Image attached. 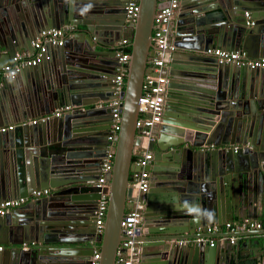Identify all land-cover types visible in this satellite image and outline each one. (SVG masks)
<instances>
[{"label": "water", "instance_id": "95a60500", "mask_svg": "<svg viewBox=\"0 0 264 264\" xmlns=\"http://www.w3.org/2000/svg\"><path fill=\"white\" fill-rule=\"evenodd\" d=\"M161 1L138 0L130 23L129 0H0V69L33 55L42 31L67 35L61 46H46L37 65L0 80V129L14 126L0 131V204L50 191L0 215V264H116L121 223L135 203L130 176L141 171L133 163L143 147L136 123ZM179 8L167 34L162 119L145 148L153 158L132 237L135 264H264V230L238 234L234 244L228 234L210 245L221 234L206 233L232 220L264 221V68L206 54L220 48L264 58V0H180ZM123 38L131 53L113 135ZM109 146L112 169L103 174Z\"/></svg>", "mask_w": 264, "mask_h": 264}, {"label": "built area", "instance_id": "2783aa9c", "mask_svg": "<svg viewBox=\"0 0 264 264\" xmlns=\"http://www.w3.org/2000/svg\"><path fill=\"white\" fill-rule=\"evenodd\" d=\"M179 8V0H162L156 10L154 16V29L152 32V42L155 47V56L150 59V73L145 76L142 86V94L139 99V119L136 123V130L138 135L143 139V147L139 148L136 153L135 164L141 168V171L134 172L130 176V185L136 191L134 207L128 210L121 223L122 233L125 240L121 242V247L124 249L117 253L116 264H135L134 246L132 241L137 224L142 217V209L144 202V194L149 188V173L145 171L148 163L152 160L153 155L147 151L148 142L152 138V128L161 122L163 105L166 92V78L163 76V63L166 51L173 49L169 45L167 34L170 30V24ZM127 19L130 23H134L138 14V0H129L126 7ZM249 17V14H245ZM66 38L65 29H49L42 31L37 37L36 41L32 44L35 52L30 56H16L13 60V64L0 69V80L2 78L14 77L23 67H32L37 65L43 55L46 52V46H61ZM128 40H122L119 44V51L117 54L120 67L114 79V95L116 100L111 102L113 106L112 117L113 123L111 125V131L115 135L119 130L120 121V104L119 94L122 92L125 84L126 70L130 60V52H126ZM206 54L210 57H214L221 64H233L239 67H249L252 69L264 68V58H249L243 51H228L220 48L209 49ZM68 110L69 108H65ZM62 114V110H57L54 114L59 117ZM49 119V116H45L38 120H32L29 123L35 124L36 122H45ZM14 126H8L0 129L1 132L10 131ZM109 140H113L110 136ZM236 147H234L235 149ZM114 157V147L109 146L106 152V156L102 163V173H107L112 169ZM104 178L99 180V185L104 184ZM50 194L49 190H37L33 191L28 198H19L6 200L0 204V215H5L11 210L21 207L26 201L39 199L46 197ZM107 208V197L102 196L99 202L98 210L96 213V229L97 233H102L104 226L105 214ZM263 223L255 220H235L227 222L224 225L214 224L207 226V234L224 233L231 235L230 243L234 244L238 238L233 237L237 233L241 232H253L263 229ZM197 243H203L204 239L199 238L195 240ZM214 240H209L210 245ZM184 243V242H181ZM2 247H0V251ZM99 259L98 252H95L94 261Z\"/></svg>", "mask_w": 264, "mask_h": 264}, {"label": "crops", "instance_id": "0c3cea01", "mask_svg": "<svg viewBox=\"0 0 264 264\" xmlns=\"http://www.w3.org/2000/svg\"><path fill=\"white\" fill-rule=\"evenodd\" d=\"M179 5H180V0H179ZM180 8H178L177 9V11H176V16H177V14H178V10H179ZM171 24H172V22H171ZM171 26V25H170ZM67 36V35H66ZM128 40L127 38H123L122 40ZM130 45H131V41L130 40H128V43H127V47H126V49H129L130 48V50H131V47H130ZM130 53H131V51H130ZM164 62H165V57H164ZM164 64V63H163ZM150 65V64H149ZM166 70L163 68V70H162V72H163V74H164V72H165ZM15 77V76H14ZM14 77H12V78H14ZM16 80H18V79H16ZM20 80V79H19ZM21 81H24V79H23V77H21ZM159 125H157V127H158ZM135 161H136V159L135 160H133V163H135ZM135 196H136V191H132V194H131V198L133 199V200H135ZM132 199H128V202L129 201H132ZM28 201H26L25 203H27ZM24 203V204H25ZM23 204V205H24ZM233 221H235V220H233ZM258 221V220H257ZM259 222H262L263 223V225H264V221H261V220H259ZM263 230H264V226H263ZM259 231H261V230H259ZM224 233H218V234H221V235H219L217 238L216 237H211V239H213L214 241H223L224 240V237H226V236H228V234L225 232V231H223ZM254 233L255 232H258V231H253ZM196 233H199V234H201L202 233V229H197L196 230ZM244 233H247V232H241V233H239V234H244ZM237 235H238V233H237ZM237 235H233V237H235V236H237ZM199 236H202V235H199ZM209 236H211V235H209ZM212 236H216V234H212ZM193 237H195V236H193ZM236 238H238L239 239V237H236ZM211 239H208V240H211ZM205 241V240H204ZM238 241V240H237ZM252 247H254V245H252ZM97 252L99 253V250H97ZM255 264H258V263H255Z\"/></svg>", "mask_w": 264, "mask_h": 264}, {"label": "trees", "instance_id": "16d2710c", "mask_svg": "<svg viewBox=\"0 0 264 264\" xmlns=\"http://www.w3.org/2000/svg\"><path fill=\"white\" fill-rule=\"evenodd\" d=\"M130 51H131L130 48L126 49V52H130ZM135 159H136V156L133 157V160H135ZM248 264H255V262H251V263H248Z\"/></svg>", "mask_w": 264, "mask_h": 264}, {"label": "flooded vegetation", "instance_id": "af4514ba", "mask_svg": "<svg viewBox=\"0 0 264 264\" xmlns=\"http://www.w3.org/2000/svg\"><path fill=\"white\" fill-rule=\"evenodd\" d=\"M175 17H176V14H175L173 20L175 19ZM245 17H246V16H245ZM173 20H172V21H173ZM170 25H171V24H170ZM233 148H234V147H233ZM235 149H236V148H235ZM232 221H233V220H232ZM232 221H228V222H232ZM226 223H227V222H226ZM224 224H225V223H224ZM224 224H223V225H224Z\"/></svg>", "mask_w": 264, "mask_h": 264}, {"label": "clouds", "instance_id": "9594fccd", "mask_svg": "<svg viewBox=\"0 0 264 264\" xmlns=\"http://www.w3.org/2000/svg\"><path fill=\"white\" fill-rule=\"evenodd\" d=\"M148 68H149V66H148ZM263 230V229H262Z\"/></svg>", "mask_w": 264, "mask_h": 264}]
</instances>
